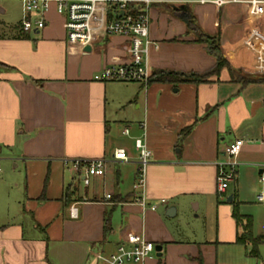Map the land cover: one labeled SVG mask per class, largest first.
I'll list each match as a JSON object with an SVG mask.
<instances>
[{"label":"crops","instance_id":"1","mask_svg":"<svg viewBox=\"0 0 264 264\" xmlns=\"http://www.w3.org/2000/svg\"><path fill=\"white\" fill-rule=\"evenodd\" d=\"M22 14L23 0H0V264H96L95 252L115 250L130 232L160 246L157 256L175 248L178 264H218L217 244H234L238 233L229 188L217 187L227 146L245 141L231 181L238 188L264 171V82L252 81L264 77V13L245 3L154 4L150 34L159 48L150 49L151 76L129 82L94 79L107 64L130 59L127 37L104 35L90 49L70 44L55 0L40 30L24 31ZM197 29L218 37L235 72L226 66L199 82L156 79L160 71L214 68ZM137 138L153 152L143 195L134 189ZM118 148L132 161L109 163L102 176L66 163L112 158ZM190 208L216 210L218 242L178 236L174 219ZM142 264H168L167 256Z\"/></svg>","mask_w":264,"mask_h":264},{"label":"built area","instance_id":"2","mask_svg":"<svg viewBox=\"0 0 264 264\" xmlns=\"http://www.w3.org/2000/svg\"><path fill=\"white\" fill-rule=\"evenodd\" d=\"M57 12L64 17L67 40L70 44L87 47L104 35H120L128 38L130 59L126 62L107 64L94 76L99 81H147L150 76L149 53L151 47L159 48V44L151 38V7L156 3L168 0H55ZM192 4H213L218 7L230 3H245L251 6L256 14L264 13V0H180ZM51 0H23L21 28L30 32L40 30L47 24L46 15ZM262 69L264 71V53ZM124 133L129 134L125 128ZM244 139L236 138L225 150L227 159L219 163L217 187L220 193L227 191L228 183L237 177V167L240 162L238 155L244 146ZM136 148L139 150L137 160L132 161L123 148L115 150L113 157L76 158L66 163L80 175L102 176L106 167L112 162H135L138 167L134 189L141 195L146 187V171L152 162V149L143 138H137ZM264 170V164L261 165ZM1 171V168H0ZM264 183V171L260 175ZM87 181V180H86ZM108 197H111L109 194ZM256 200L264 207V190H261ZM166 203L165 198L161 199ZM142 203L145 205L144 198ZM155 210L158 204L150 205ZM77 208L71 207L75 216ZM157 250L156 243L145 235L130 232L117 248L110 252L94 253L96 264H142L152 257Z\"/></svg>","mask_w":264,"mask_h":264},{"label":"rangeland","instance_id":"3","mask_svg":"<svg viewBox=\"0 0 264 264\" xmlns=\"http://www.w3.org/2000/svg\"><path fill=\"white\" fill-rule=\"evenodd\" d=\"M173 3L167 5L171 6ZM163 7V6H162ZM165 7V9H167ZM13 21L21 16V8L14 6L9 14ZM244 80L247 76L239 73ZM248 79V78H247ZM263 168V167H261ZM229 192L227 196L237 194L239 200L243 201L240 204V211L242 213L250 214L253 216V233L258 238V255L251 254L254 246L252 244H217V250L214 253L218 257V264H264V207L256 200L257 194L264 189V183L258 179L246 178L241 180L239 188L234 182L228 183ZM192 208V207H191ZM184 210L175 219V225L179 231V237L186 242L203 243L206 241L218 242V230L220 222L217 219L216 210L211 209L208 215L200 214L198 211ZM261 241V242H260ZM164 252V251H163ZM156 260L164 259L167 256L168 264L180 263L181 254L175 248H169L168 253H163V256H157L156 251L153 253ZM186 257H190L188 254Z\"/></svg>","mask_w":264,"mask_h":264},{"label":"trees","instance_id":"4","mask_svg":"<svg viewBox=\"0 0 264 264\" xmlns=\"http://www.w3.org/2000/svg\"><path fill=\"white\" fill-rule=\"evenodd\" d=\"M172 7V6H168ZM198 33V40L207 43L209 52L216 57V65L210 71L205 73H197L193 72L190 74L177 72V71H160L156 73V79L162 81H184V82H199L203 80H207V77L211 73L219 72L222 68L228 67L232 72H235L228 59L224 56L222 52V48L219 43V39L217 36L208 35L202 32L200 29H197ZM247 80V79H246ZM252 81H259L264 82V77H256L252 79ZM233 204V216L236 219L237 226H238V233L235 240L237 244H252L254 249L252 250L251 254L258 255V238H263V236L256 237L253 233V224L254 219L253 216L250 214H244L240 211V204L241 202L237 200L236 196L234 195L233 200L231 201ZM261 242V241H260Z\"/></svg>","mask_w":264,"mask_h":264},{"label":"water","instance_id":"5","mask_svg":"<svg viewBox=\"0 0 264 264\" xmlns=\"http://www.w3.org/2000/svg\"><path fill=\"white\" fill-rule=\"evenodd\" d=\"M86 49H90V45L87 46ZM232 199H233V195H231V196L228 198V201H232ZM168 214H171L170 211L168 212ZM157 249H158V250H161V247L158 246ZM160 254H161V253H159V255H160Z\"/></svg>","mask_w":264,"mask_h":264}]
</instances>
